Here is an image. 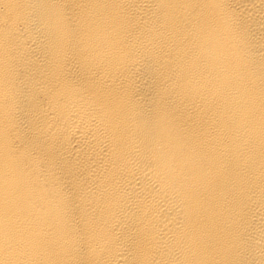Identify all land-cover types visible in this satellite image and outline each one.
Returning a JSON list of instances; mask_svg holds the SVG:
<instances>
[{
	"label": "bare ground",
	"instance_id": "1",
	"mask_svg": "<svg viewBox=\"0 0 264 264\" xmlns=\"http://www.w3.org/2000/svg\"><path fill=\"white\" fill-rule=\"evenodd\" d=\"M0 264H264V0H0Z\"/></svg>",
	"mask_w": 264,
	"mask_h": 264
}]
</instances>
